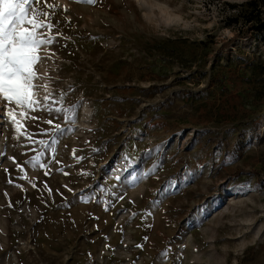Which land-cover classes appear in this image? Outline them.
Returning a JSON list of instances; mask_svg holds the SVG:
<instances>
[{
  "label": "rangeland",
  "instance_id": "obj_1",
  "mask_svg": "<svg viewBox=\"0 0 264 264\" xmlns=\"http://www.w3.org/2000/svg\"><path fill=\"white\" fill-rule=\"evenodd\" d=\"M247 1L36 5L55 40L42 106L0 99V264H264V28L233 37Z\"/></svg>",
  "mask_w": 264,
  "mask_h": 264
},
{
  "label": "snow or ice",
  "instance_id": "obj_2",
  "mask_svg": "<svg viewBox=\"0 0 264 264\" xmlns=\"http://www.w3.org/2000/svg\"><path fill=\"white\" fill-rule=\"evenodd\" d=\"M84 2L95 3L96 0H84ZM40 3L41 0H0V99L8 103L14 101L17 106L31 110L42 106L39 99L33 98L40 88V85L34 82L38 79L34 66L42 59L38 52L55 40V37L51 35L55 25L52 24L47 11L36 7ZM46 6L55 7L52 4H46ZM49 99L50 95L44 97V100ZM53 103L62 104L63 97ZM43 107L49 112L64 111L62 108L53 109L50 105H43ZM3 111L4 109L0 108V112ZM12 112L13 110L9 109L8 115H12ZM46 123L52 127L50 130H42L41 134L47 131L63 133L59 124L53 125L51 120ZM29 141L33 142L31 135H29ZM34 142L44 147L48 146L45 140ZM55 142L54 140L53 143ZM52 151L54 152L55 149ZM43 155V150H37L31 162H35L41 168L46 167L40 163ZM81 198L84 199V197ZM160 255L162 260L167 258V250Z\"/></svg>",
  "mask_w": 264,
  "mask_h": 264
},
{
  "label": "trees",
  "instance_id": "obj_3",
  "mask_svg": "<svg viewBox=\"0 0 264 264\" xmlns=\"http://www.w3.org/2000/svg\"><path fill=\"white\" fill-rule=\"evenodd\" d=\"M238 15L242 18L245 23V28L243 29L242 33H235L233 37H244L246 36L247 32L251 29L260 31L264 28V0H249L245 3L244 7L239 9ZM232 40V39H231ZM231 40L227 41L225 45L229 44ZM230 64L227 63V65ZM226 67V66H223ZM261 70L264 69L263 66H260ZM257 67H253V69ZM215 78V79H214ZM214 80H222V78H218L213 76Z\"/></svg>",
  "mask_w": 264,
  "mask_h": 264
}]
</instances>
